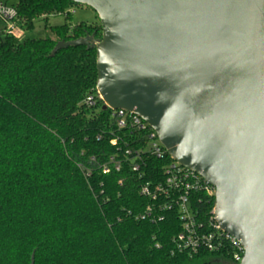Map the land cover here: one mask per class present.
<instances>
[{"label": "trees", "instance_id": "trees-1", "mask_svg": "<svg viewBox=\"0 0 264 264\" xmlns=\"http://www.w3.org/2000/svg\"><path fill=\"white\" fill-rule=\"evenodd\" d=\"M75 6L16 0L25 33L49 18L63 24L49 27L53 38L17 40L0 31V264H230L220 253H178L175 209L144 215L152 203L140 188L162 182L172 159L142 154L139 173L132 172L125 151L144 143L118 130L102 101L84 105L96 95L95 48L53 52L59 42L101 40L99 20L72 23ZM110 157L120 171L104 174ZM191 206L206 225L214 198L191 194Z\"/></svg>", "mask_w": 264, "mask_h": 264}, {"label": "water", "instance_id": "water-1", "mask_svg": "<svg viewBox=\"0 0 264 264\" xmlns=\"http://www.w3.org/2000/svg\"><path fill=\"white\" fill-rule=\"evenodd\" d=\"M91 8L103 109L132 112L215 188V216L264 264V0H68Z\"/></svg>", "mask_w": 264, "mask_h": 264}, {"label": "built area", "instance_id": "built-area-1", "mask_svg": "<svg viewBox=\"0 0 264 264\" xmlns=\"http://www.w3.org/2000/svg\"><path fill=\"white\" fill-rule=\"evenodd\" d=\"M0 17L7 22L5 32L20 40L25 32L17 25L16 10L12 6L8 7L6 4L0 3ZM98 100L102 101V98L96 90V95H89L83 103L86 107H94ZM107 109L111 111V117L115 120L118 130H130L134 133L135 142L144 143L143 148L135 152L125 151L126 157H133L130 162L132 172L139 173V160L142 154H148L158 160L164 158L167 152L155 131L147 123L132 112ZM110 143L116 145L117 139H112ZM120 168L118 160L110 157L108 163L103 165L102 172L104 174H108L112 170L119 172ZM164 173L165 179L162 182L146 183L140 188V194L152 203L146 208L144 215L153 214L154 207L157 209L154 216L163 211L175 209L182 227L181 231L172 239L174 249L178 253L187 252L190 255H197L201 252L220 253L228 263L240 264L245 254L244 247L239 240L225 232L216 220L215 188L198 174L180 166L173 159L172 163L164 168ZM199 192L214 198V207L209 213L206 225L197 222L191 206V194Z\"/></svg>", "mask_w": 264, "mask_h": 264}, {"label": "rangeland", "instance_id": "rangeland-1", "mask_svg": "<svg viewBox=\"0 0 264 264\" xmlns=\"http://www.w3.org/2000/svg\"><path fill=\"white\" fill-rule=\"evenodd\" d=\"M2 2H5L8 7H11L13 4H15L16 0H3ZM70 12L72 14V23L86 22L88 24H92L97 22L98 20L97 14L87 6H82V5L75 6L74 9H72ZM44 24H45L44 22H36L35 28L29 33H24L21 39L25 37L45 38L47 36L53 38V34L51 33L49 27L62 25L63 18L62 17L49 18L46 27ZM5 28H7V22L0 17V31L4 30Z\"/></svg>", "mask_w": 264, "mask_h": 264}]
</instances>
